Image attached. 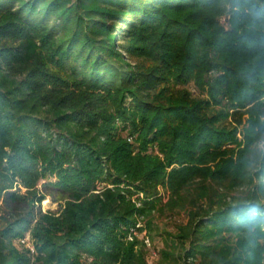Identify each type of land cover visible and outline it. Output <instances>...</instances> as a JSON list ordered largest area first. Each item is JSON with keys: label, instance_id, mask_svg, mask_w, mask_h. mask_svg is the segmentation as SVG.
<instances>
[{"label": "trees", "instance_id": "obj_1", "mask_svg": "<svg viewBox=\"0 0 264 264\" xmlns=\"http://www.w3.org/2000/svg\"><path fill=\"white\" fill-rule=\"evenodd\" d=\"M218 1L0 0V264H150L123 238L141 220L151 228L165 207L201 200L206 208L191 209L172 235L184 259L264 264L263 102L231 171L167 172L212 164L199 157L221 132L223 111L208 114L210 100L193 99L188 85L202 94L208 85L212 109L264 97V50L250 40L264 34V13L239 33L244 25L216 27L209 10ZM171 76L184 88L165 85ZM53 174L68 195L58 216L35 209ZM33 220L30 253L16 240Z\"/></svg>", "mask_w": 264, "mask_h": 264}, {"label": "rangeland", "instance_id": "obj_2", "mask_svg": "<svg viewBox=\"0 0 264 264\" xmlns=\"http://www.w3.org/2000/svg\"><path fill=\"white\" fill-rule=\"evenodd\" d=\"M251 4L243 6V7H233L229 0H219L215 7L211 10L213 13V22L215 23L216 27H223L224 29H230V26L235 25H244L242 29L239 30V33H246L250 32L252 28L256 25L253 17H257L256 15H263V7L262 3L259 0H252ZM254 3H256L254 5ZM258 3V4H257ZM216 12V13H215ZM260 17V16H259ZM232 21V25L229 22ZM241 23V24H240ZM251 35V34H250ZM250 40L252 42H257V51L264 50V34L257 36H251ZM251 44V43H250ZM158 46H156L157 48ZM150 55H153V51L150 52ZM212 75V74H211ZM175 78L171 76L169 81L166 82L165 85H171V87H175L176 89H183L181 83L175 82ZM161 86L160 88H162ZM188 89L190 93L193 95V99H208L210 100V105H213L211 99L208 97L209 86L205 87V93H200L199 89L195 86V82L188 85ZM251 93V92H250ZM127 105L131 102V98H127ZM264 103V97L258 101V103H253L251 105H247L246 107H238L236 109H232L233 107L227 108H213L209 105H205L206 111L208 114L215 113L218 115L221 111H223L224 115H228L227 118L223 117V113L220 114L221 120L219 124H217L216 129L221 131L218 137L216 138L215 143L217 142V147L213 148L210 152L205 153L204 155L201 154L199 157L211 161L208 166L201 165L196 163H185V164H178L174 163L167 169V172H170L173 168H188L186 173H194L198 172L205 173L210 170V172H214L219 169L221 173H225L227 171H231L235 167V163L237 162V155L241 153V151L245 148L247 144L245 140V127L248 125L247 119L249 118L250 114L252 116H259V104ZM242 106V105H241ZM239 111L244 114L243 117L240 118V115L233 116V114ZM263 111V110H262ZM207 114V115H208ZM242 122V124H239ZM263 149V142L259 144L253 145L252 149ZM156 155H159V152L156 151ZM160 159H164L162 155H159ZM198 154L196 155V157ZM182 159V158H181ZM178 161H181L180 159ZM218 165V166H217ZM60 179L57 174L50 175L46 178L39 186L42 189L41 194L45 195V200L36 206V212L39 210L43 213H52L58 216L63 209V207L67 204V194L63 193V188H56L54 187L59 183ZM99 180L97 181V183ZM195 183H200L197 180ZM104 184V183H102ZM213 188L216 187L213 186ZM86 189V188H85ZM84 189V190H85ZM159 192L163 196V204H166L170 198V192L166 185H162L159 187ZM242 189L235 190L232 192L231 195H238ZM88 191V190H87ZM217 191V190H216ZM219 193H225L221 190H218ZM26 190L22 189L21 195H24ZM85 192V191H84ZM95 193L93 191L88 192L87 195ZM140 198H143V194H139ZM189 199V197H187ZM198 208H206L207 201L201 200L198 202ZM197 206L188 205V201L185 202V207H177L173 210L164 208V212H156L153 217V222L151 228L147 227L145 224V220H141L137 225V229H143V231L135 230L132 234L128 237L123 238V241L131 247L134 253L144 252L150 264H158L161 261V252L168 251L171 253L174 258L171 260V264H199V260L187 258L184 259V254H182L181 248L177 245L176 241L172 238V235L176 233L177 227L183 225L188 222L189 219V212L198 209ZM0 215H2V211H0ZM36 220H33V223L24 225L21 227L23 236L16 240V246L21 250L30 251L29 246H35L34 238H33V229ZM143 223V224H142ZM29 226V227H28ZM144 226L143 228H141ZM26 227V228H24ZM264 231V228H262ZM229 241L233 244L236 241V238L233 236H227ZM23 240L25 242L23 243ZM181 255V256H180ZM178 257H182L179 259Z\"/></svg>", "mask_w": 264, "mask_h": 264}, {"label": "built area", "instance_id": "obj_3", "mask_svg": "<svg viewBox=\"0 0 264 264\" xmlns=\"http://www.w3.org/2000/svg\"><path fill=\"white\" fill-rule=\"evenodd\" d=\"M24 242H25V240H23V243H24ZM28 247H29V249L31 250L32 253H35V248H34L33 246H29V245H28Z\"/></svg>", "mask_w": 264, "mask_h": 264}]
</instances>
